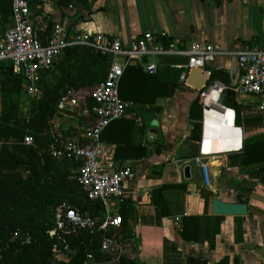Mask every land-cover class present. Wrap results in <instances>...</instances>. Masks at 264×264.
<instances>
[{
    "label": "crops",
    "instance_id": "crops-1",
    "mask_svg": "<svg viewBox=\"0 0 264 264\" xmlns=\"http://www.w3.org/2000/svg\"><path fill=\"white\" fill-rule=\"evenodd\" d=\"M39 10L41 14L32 18V23L37 35L46 36V40L47 32L51 34L55 25L62 24L72 33L100 32L126 42L147 32L157 35L164 31L170 39L180 41V47L200 42L226 51H240L250 45L264 49V0H73L68 5L60 0H42ZM5 31L0 29V33ZM152 62L147 57L141 64ZM130 65L141 67L138 62ZM212 70L226 72L232 87L241 76L234 57H218ZM214 85L223 86L221 82ZM168 91V97L159 98L150 107L135 103L136 107L123 118L141 123L143 129L137 130L138 134H133L128 125H115L104 136L108 159L116 168L132 167L137 174L133 182L124 185L123 198L110 203L112 209L125 216L128 229L135 232L133 244L123 242L120 232L126 255H138L145 264H187V255L203 257L208 264H219L225 257L230 264H264V163L244 166L242 151L244 139L264 134V111L259 101L242 99L241 126L236 125V111L223 103L203 108L199 142L192 136L189 113L200 92L187 85V80L183 82L181 76L179 82L168 86ZM64 112L53 121L59 124L67 141L76 140L85 118L73 110ZM123 139L142 143L150 151L149 157L139 158L141 152L133 148L118 149L114 141ZM186 167L190 179L185 177ZM166 183L187 187L164 191L170 217H163L151 204L152 192ZM201 190L213 194L207 205L208 216H216L214 198L240 203L241 197L248 205V215L240 217L241 224L238 217H222L214 250L205 240L183 241L175 220L205 214ZM75 254L70 251L63 257Z\"/></svg>",
    "mask_w": 264,
    "mask_h": 264
},
{
    "label": "trees",
    "instance_id": "trees-1",
    "mask_svg": "<svg viewBox=\"0 0 264 264\" xmlns=\"http://www.w3.org/2000/svg\"><path fill=\"white\" fill-rule=\"evenodd\" d=\"M33 14H41L39 6L42 0H27ZM68 5L73 0H60ZM13 24L12 0H0V29L5 31ZM51 36L50 30L47 32ZM42 43L46 44V36L39 34ZM252 47V45H250ZM110 67V59L92 49L74 47L67 49L57 58L50 70L41 72L38 82L39 94L26 99L24 93L25 80L15 74L10 63L0 66V264H84L87 253H93L99 262L108 257L100 252L101 233L85 230L64 233L65 241L76 254L64 258L66 252L58 257L55 248L64 250L56 230V211L64 203L71 209L102 217L105 208L100 202L87 204L80 194L84 191L78 181L77 163L67 159H54L51 146L56 142L50 138L51 121L55 116H62L59 103L67 90H80L95 87L105 80ZM164 71H160V70ZM181 70L159 65L156 75H150L141 67L130 65L124 72L120 83V96L125 101H132L144 106H152L159 98L169 96L168 86L180 80ZM216 82H221L229 90L232 88L229 75L224 71H213L206 89ZM204 89V91L206 90ZM226 90V91H227ZM203 92V91H202ZM191 105L189 118L192 123V136L202 141L203 104L200 95ZM223 104L236 111V125L241 126L242 108L232 98L223 99ZM90 108L94 102L90 100ZM79 115L82 116L81 113ZM115 125H128L132 133L142 130L141 123L125 119L112 122L102 133ZM138 130V131H137ZM31 136L34 147L38 150L37 162L25 159L24 139ZM118 149L133 148L141 152L139 158H147L150 151L142 147V143L134 144V140H115ZM134 144L135 146H133ZM30 146V147H33ZM28 147V148H30ZM161 146L158 148L160 149ZM244 166L264 163V134L244 139ZM12 170V171H10ZM156 172L162 173L157 170ZM264 183V167L261 168ZM185 189L180 183H166L151 195V204L157 207L163 217L172 216V212L163 197L166 189ZM205 200L206 211L203 216H189L182 220L179 231L180 238L185 242L207 241L211 250L216 248V238L220 233L222 217L208 216L207 205L213 194L201 190ZM238 201L247 204L241 197ZM122 217L123 242L133 244L135 232L128 229L125 216ZM240 220L242 218L238 217ZM13 231L28 232L32 238L30 244L22 240L11 241ZM203 235V236H202ZM135 244V243H134ZM8 246V247H7ZM187 264H208L203 257L187 255ZM120 264H145L138 255H124ZM219 264H230L228 257Z\"/></svg>",
    "mask_w": 264,
    "mask_h": 264
},
{
    "label": "built area",
    "instance_id": "built-area-1",
    "mask_svg": "<svg viewBox=\"0 0 264 264\" xmlns=\"http://www.w3.org/2000/svg\"><path fill=\"white\" fill-rule=\"evenodd\" d=\"M12 17V26L0 33V66L10 63L15 74L24 78L26 99L39 94L41 72L50 70L54 61L67 49L85 47L110 59L107 77L93 87L91 95L83 97V92L75 89L63 93L59 108L81 113L87 123L78 130L77 139L73 141H67L59 124L54 123L52 130L56 144L51 147L54 159L77 163L78 181L84 194L89 200L100 202L105 208V215L91 216L71 209L64 203L56 211V230L52 234H59L58 239L64 245L63 251L54 249L59 256L72 251L63 239L64 233L79 230L101 233L100 252L108 259L99 262L93 253H87L84 264H120L121 258L126 255V246L120 240L122 217L118 210L110 207V203L114 199L123 198L124 185L133 182L137 174L132 167L116 168L114 162L108 159V146L101 136L112 122L125 118L136 107L134 102L125 101L120 96V83L126 68L132 62H138L145 73L156 75L161 58L187 57V65L172 66L182 71L181 80L184 82L192 69H202L210 78L212 65L218 57H234L241 70L240 79L230 88L236 103L240 106L243 98L253 97L259 101L260 110L264 111V49L253 46L240 51H226L212 43L200 42L180 47V41L170 39L164 31L157 35L147 32L126 42L100 32L72 33L62 24L54 26L47 43L43 44L34 29L33 14L27 0H12ZM147 57L153 59V62L149 65L141 64ZM215 90L218 91L217 101L208 103ZM226 90L225 86L213 85L203 91L200 99L204 108L221 105ZM90 100L94 102L92 108ZM23 143L30 147L35 142L33 137L26 136ZM197 166H202L199 159ZM175 220L181 228L182 219L177 217ZM18 240L30 244L32 238L28 232L13 231L11 241Z\"/></svg>",
    "mask_w": 264,
    "mask_h": 264
},
{
    "label": "water",
    "instance_id": "water-1",
    "mask_svg": "<svg viewBox=\"0 0 264 264\" xmlns=\"http://www.w3.org/2000/svg\"><path fill=\"white\" fill-rule=\"evenodd\" d=\"M187 57H163L160 64L163 66H185L188 64ZM210 78L203 73L202 69H192L188 75L187 85L195 90L202 92L208 86ZM234 98V92L227 90L224 99L230 101ZM185 177L190 179L189 168L186 167ZM87 204H94V201L88 199L86 194H80ZM213 214L220 217H246L248 215V205L243 203H227L218 198L213 199Z\"/></svg>",
    "mask_w": 264,
    "mask_h": 264
},
{
    "label": "rangeland",
    "instance_id": "rangeland-1",
    "mask_svg": "<svg viewBox=\"0 0 264 264\" xmlns=\"http://www.w3.org/2000/svg\"><path fill=\"white\" fill-rule=\"evenodd\" d=\"M92 89H93V87H90V88H83V89H80L82 92H83V97H85V96H89V95H91V93H92ZM248 98V97H247ZM249 98H252V99H255V98H253V97H249ZM59 110H61L60 108H59ZM61 111H63L64 112V110H61ZM65 113V112H64ZM63 113V114H64ZM53 120H54V118H53ZM51 121V130H50V132H49V135H50V138H52V140L53 141H55V139H54V137H53V130H52V125H55L54 124V121ZM83 124H85V123H87V121H86V119H83V122H82ZM56 144V143H55ZM54 145V144H53ZM52 145V146H53ZM51 146V147H52ZM25 148V155H24V157H25V159H28V158H30L31 157V159L34 161V163H36L38 160H37V156H38V150H37V148H35L34 146L33 147H30V148H28V147H24ZM51 151V150H50ZM10 171H12V170H10ZM74 173H77V170H75L74 171ZM0 261H2V256H1V252H0Z\"/></svg>",
    "mask_w": 264,
    "mask_h": 264
},
{
    "label": "bare ground",
    "instance_id": "bare-ground-1",
    "mask_svg": "<svg viewBox=\"0 0 264 264\" xmlns=\"http://www.w3.org/2000/svg\"><path fill=\"white\" fill-rule=\"evenodd\" d=\"M216 96V97H215ZM215 97V98H214ZM217 99H218V91L217 90H215L212 94H211V96L209 97V99H208V103L209 102H213V101H217ZM219 117H220V115H218ZM215 117V116H214ZM210 121V120H209ZM208 123H212V122H208ZM211 124H209V126H210ZM227 125V124H226ZM220 126V125H219ZM207 127H208V125H207ZM210 131V130H209ZM208 131V132H209ZM212 131V130H211ZM210 131V132H211ZM223 131V130H222ZM208 139V138H207Z\"/></svg>",
    "mask_w": 264,
    "mask_h": 264
}]
</instances>
